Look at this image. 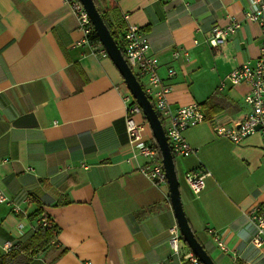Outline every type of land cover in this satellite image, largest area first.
<instances>
[{
  "label": "crops",
  "instance_id": "obj_1",
  "mask_svg": "<svg viewBox=\"0 0 264 264\" xmlns=\"http://www.w3.org/2000/svg\"><path fill=\"white\" fill-rule=\"evenodd\" d=\"M97 1L120 38L125 25L144 31L174 110L207 104L206 121L185 133L193 153L175 157L197 239L216 264H264V245L253 244L247 217L264 204L263 135L234 144L214 129L250 111L249 85L226 78L259 55L261 28L245 17L252 1ZM233 19L241 28L223 48H212L213 26ZM83 40L63 0H0V190L8 197L0 204V257L7 243L19 249L35 232L34 213L42 209L59 234L44 250L23 251L30 264H183L169 242L178 225L169 184L154 185L140 171L148 159L130 143L123 99L130 91L102 47ZM177 49L189 58L174 60ZM136 119L147 122L144 114ZM145 135L154 144L148 122ZM201 168L211 175L195 194L185 175ZM188 249L182 240L181 254Z\"/></svg>",
  "mask_w": 264,
  "mask_h": 264
},
{
  "label": "built area",
  "instance_id": "obj_2",
  "mask_svg": "<svg viewBox=\"0 0 264 264\" xmlns=\"http://www.w3.org/2000/svg\"><path fill=\"white\" fill-rule=\"evenodd\" d=\"M69 5L78 20V29L84 34V42L92 47L101 46L100 52L107 55L101 42H92V37L96 34L90 16L81 0H63ZM250 8L245 12V17L251 22L257 23L262 31V45L258 57L255 60L247 61L239 65L227 75V81L233 85L246 83L250 87V92L245 97L246 103L250 107L248 114L239 123L228 127L225 123L217 121L214 125L216 134L224 137L234 144H240L246 138L261 132L264 138V0H251ZM241 28V23L233 19L226 26L215 25L208 33V43L212 48H223L230 37L235 35ZM121 43L125 51L126 60L140 80L143 89L149 97L157 113L162 118L163 127L173 152L174 157H189L193 149L185 138V133L206 121V115L202 104L198 102L174 110L168 100V93L171 87L164 84L159 75L160 60L150 53V43L144 31L135 25L129 24L123 31ZM189 58V52L183 49L174 50L172 57L174 60L181 57ZM169 76L176 75L174 69H169ZM223 83L222 85H224ZM124 103L127 112V133L130 143L136 147L139 154L148 159V164L140 171L154 184L160 185L167 182L163 163L158 158L155 145L152 144L145 135L147 122H139L137 115H143V111L135 101L130 92L124 95ZM260 126V129L257 127ZM211 173L205 169L189 171L186 181L190 189L195 194L202 193L206 188V179ZM8 201V197L0 190V204ZM14 211L20 213L22 210L15 206ZM249 221L256 229L253 244L257 248L264 245V204H257L247 213ZM47 214L43 211L38 221V226L47 225ZM219 247L225 248L219 234L214 229L208 230ZM169 242L173 252L178 255L183 264H203L195 253L189 248L181 254L180 244L183 240L178 225L169 229ZM13 248V243H7L5 251L8 253Z\"/></svg>",
  "mask_w": 264,
  "mask_h": 264
},
{
  "label": "water",
  "instance_id": "obj_3",
  "mask_svg": "<svg viewBox=\"0 0 264 264\" xmlns=\"http://www.w3.org/2000/svg\"><path fill=\"white\" fill-rule=\"evenodd\" d=\"M81 2L90 16L91 22L102 46L105 48L108 56L119 70L135 101L142 109L152 130L153 136L160 147L162 163L170 188L171 203L184 242L203 264H216L208 251L197 239L186 216L181 199L180 182L176 170L175 157L158 113L145 93L141 82L129 66L114 36L106 25L103 16L97 8L95 0H81ZM257 129H260V126H258Z\"/></svg>",
  "mask_w": 264,
  "mask_h": 264
},
{
  "label": "trees",
  "instance_id": "obj_4",
  "mask_svg": "<svg viewBox=\"0 0 264 264\" xmlns=\"http://www.w3.org/2000/svg\"><path fill=\"white\" fill-rule=\"evenodd\" d=\"M95 3L97 5V8L100 11L101 15L103 16V19H104L106 25L108 26V28L111 31L112 35L114 36L116 42L118 43L124 57L126 58L125 51H124V48H123L122 43H121V39L117 35V32L115 31L114 26L108 17L107 12L103 8H101V6L99 5L97 0H95ZM126 27H127V25L123 26L122 31H121L122 33L126 29ZM92 42H97V43L100 42L97 34H94V36L92 37ZM203 107L205 109L207 107V104H203ZM158 115L162 121V118H161L159 113H158ZM205 115L207 117V114H205ZM153 141H154L155 148L158 152V158L162 162L161 150H160V147H159L158 143L156 142L154 136H153ZM42 212H43L42 209H38L34 213L35 218H40L42 215ZM58 234H59V228L52 221V219L50 217H48L47 225L45 227L38 226V228L35 230V232L23 244L20 245L19 249H12L8 253L2 255L0 257V264H30L31 259L26 258L23 251H25V250H33V251L44 250L58 237Z\"/></svg>",
  "mask_w": 264,
  "mask_h": 264
}]
</instances>
